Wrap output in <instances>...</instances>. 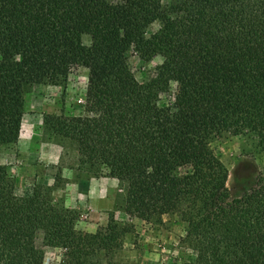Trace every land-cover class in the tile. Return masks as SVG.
<instances>
[{
  "label": "trees",
  "instance_id": "1",
  "mask_svg": "<svg viewBox=\"0 0 264 264\" xmlns=\"http://www.w3.org/2000/svg\"><path fill=\"white\" fill-rule=\"evenodd\" d=\"M130 48L161 57L153 78L135 79ZM72 66L87 73L84 113L42 122L74 143L79 166L123 185L124 213L180 212L186 264H264V170L232 195L209 146L225 123L252 131L264 157V0H0V145L18 139L24 87L56 85ZM75 219L40 186L16 195L0 168V264H43L38 232L62 251L54 264H98L100 251L121 248L128 230L112 218L103 234Z\"/></svg>",
  "mask_w": 264,
  "mask_h": 264
},
{
  "label": "rangeland",
  "instance_id": "2",
  "mask_svg": "<svg viewBox=\"0 0 264 264\" xmlns=\"http://www.w3.org/2000/svg\"><path fill=\"white\" fill-rule=\"evenodd\" d=\"M170 2L163 0L164 5ZM159 26L160 20L152 22L145 36ZM81 40L85 45L90 43L86 34ZM126 61L135 79L145 82L155 75L161 57L155 55L145 60L130 48ZM86 81V70L72 66L56 85L24 87L18 139L13 144L0 145V168L10 177L16 195L29 194L37 185L53 202L75 211L73 226L77 230L103 234L109 218L126 227L121 248L107 256L100 251L98 264H106L108 259L115 264H186L193 253L181 241L186 221L180 212L148 221L127 216L123 211V185L103 169L94 173L79 166L74 143L52 136L44 126V114L84 113ZM175 88L176 84L171 82L161 95L162 100L172 98ZM209 146L227 169L226 185L232 195L240 194L264 170L263 154L250 130L233 135L224 123L210 138ZM35 245L43 251V264H54L62 256L60 249L43 245L41 232L36 235Z\"/></svg>",
  "mask_w": 264,
  "mask_h": 264
}]
</instances>
